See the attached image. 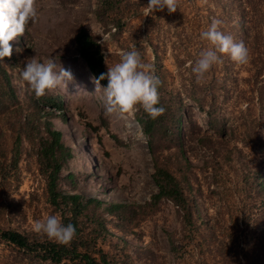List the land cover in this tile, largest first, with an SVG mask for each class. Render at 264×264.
<instances>
[{"label":"rangeland","instance_id":"rangeland-1","mask_svg":"<svg viewBox=\"0 0 264 264\" xmlns=\"http://www.w3.org/2000/svg\"><path fill=\"white\" fill-rule=\"evenodd\" d=\"M115 1L101 21L99 0H0V28L27 78L36 72L48 92L63 98L67 120L50 118L72 153L61 176L72 173L75 184L63 188L129 207L126 215L103 214L110 234L91 244L110 264H264V0H252L249 34L231 14L234 0ZM81 28L97 39L124 109L78 54ZM9 72L24 99L27 84L16 68ZM156 82L171 102L169 119L181 122L177 129L170 120V138L157 133L152 149L187 177L197 209L188 218L169 200L147 204L157 192L154 160L132 93ZM28 151L23 143L17 166L5 161L0 174V227L60 239L59 212ZM180 164L187 168L179 172ZM93 226L85 228L88 237L97 234ZM0 264L50 263L0 240Z\"/></svg>","mask_w":264,"mask_h":264},{"label":"trees","instance_id":"trees-1","mask_svg":"<svg viewBox=\"0 0 264 264\" xmlns=\"http://www.w3.org/2000/svg\"><path fill=\"white\" fill-rule=\"evenodd\" d=\"M233 2L231 14L241 25L239 31L242 34H249L255 25L252 0H234ZM115 3V0H99L97 16L101 21L103 16L115 7ZM218 3L216 2L217 8L222 7ZM120 25L116 22L114 28L120 30ZM75 40L78 54L86 62L94 78L110 91L119 108L124 109L121 98L108 77L104 55L97 39L86 28H81ZM20 47L24 53L27 52L22 43ZM14 68L28 86L24 99L19 97L11 79L9 71ZM157 82L149 84L144 90L141 89L142 93L140 89H135L132 93L134 118L148 140L154 160V171L151 177L157 192L151 195V200L147 204L154 206L161 199L169 200L177 209L183 211L184 217L188 218L191 209L194 208L195 211L197 209L187 177L174 173L165 164L160 163L152 149L157 133H162V136L167 139L170 138L168 133L172 125L170 120L176 123L177 129L181 122L179 118L174 119L172 116L169 119L172 105L170 101L165 100L161 88L156 85ZM263 98L261 93L260 99ZM194 99L200 108L204 107L200 98ZM261 103L264 102L261 100ZM206 112L211 114L210 110ZM51 117L60 118L63 122L67 120L62 96L48 92L38 79L36 72L31 73V79L27 78L26 65L19 60L10 37L0 28V174L4 176L7 169L8 164H5V161H9L10 166H17L21 156V145L25 143L29 148L28 153L35 157L37 171L45 185L47 201L59 212V230L62 234V238L57 239L16 228L0 227V240L11 244L25 257L40 262L62 264L70 260L81 264H110L108 254L96 249L91 241L101 234H110L102 223L103 214L126 215L129 207L94 197L87 198L81 193L63 188L65 182L69 186L75 184L72 173L61 176V170L66 161L71 158L72 153L71 148L63 142V131L54 127ZM7 154H9V160H6ZM180 158L185 159L182 152ZM187 167L182 168L180 164L177 169L181 172ZM259 186L264 190L263 183H259ZM97 214L98 219H96ZM89 223L94 225L90 233H97L95 236L88 237L86 234L85 228ZM169 239L172 252L177 253L179 247L170 233ZM122 245L127 246L124 243Z\"/></svg>","mask_w":264,"mask_h":264}]
</instances>
